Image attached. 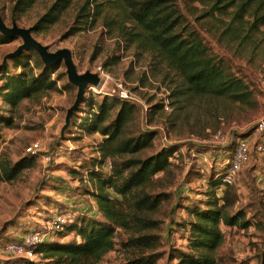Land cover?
<instances>
[{
  "label": "rangeland",
  "instance_id": "obj_1",
  "mask_svg": "<svg viewBox=\"0 0 264 264\" xmlns=\"http://www.w3.org/2000/svg\"><path fill=\"white\" fill-rule=\"evenodd\" d=\"M16 1L0 0V14L7 26L15 22L20 27L33 28L39 23L36 29H31L37 41L48 46L50 51L69 49L77 71L97 73L100 83L95 90L86 87L84 97L63 133L66 111L75 100L77 87L68 81L62 60L54 64V78L59 80L55 89L24 99L15 107L0 98V116L12 120L9 126L0 122V160L13 164L27 155L32 156L26 152L28 146L35 142L40 144L32 167L22 170L14 180L0 181V264H21V259L4 253L3 248L25 232H44L53 215L68 209L78 213L89 210L93 215L99 213L94 207L93 196L85 194L96 188L92 181L90 184L82 181L79 165L84 161L86 165V159L98 156L96 147L104 137L97 132L88 134L80 127L85 117L93 113L89 110V100L97 109L96 105L104 97H117L120 88L130 93L131 102L135 104L134 116L120 138L137 137L145 131L154 133L150 147L132 155L110 157L113 163L130 158L144 159L165 146L178 148L168 170L154 175L153 182L145 188L148 193L167 195L155 211L147 214L158 221L157 228L142 233L159 238L154 252L160 256L155 264H177V259L170 255L187 249L185 224L193 219L190 211L208 199L207 191H214L221 202L225 186L211 190L208 180L212 173L221 172L222 162L230 153L229 144L236 138L248 141L249 154L231 187L236 201L228 212L244 210L252 225L242 230L220 224L224 240L216 256L225 264H259L258 257L264 247V154L256 150L259 137L254 127L264 117L262 34H249L248 31L247 38L241 41L236 38L239 28L224 33L234 8L221 14L211 8L214 0H171L183 15V25L177 30L181 33L185 29L196 31L209 54L222 62L225 71L241 77L253 92L252 99L245 104L225 97L191 99L177 97V92L184 88L183 77L159 55L127 42L116 29L105 24L107 19L103 18V13L95 20L87 18L92 5L88 6L86 0H68V6L57 20L43 28L39 20L55 0H33L24 8L16 6ZM254 7L253 3L245 15L248 22L252 20ZM126 25L130 23L126 22ZM244 27L248 30V24ZM260 29L264 31V26ZM10 37V40L0 42V85L4 81V71L38 73L45 66L33 48L22 50L14 59V56L6 58L22 44L19 36ZM157 103H162L163 109L153 108ZM164 105H168L169 110ZM116 109L112 110V115ZM217 131L226 136L228 144L224 146L212 141L211 137ZM68 146H73L74 150L68 151ZM202 154L209 157L210 164L200 160ZM213 167L217 170L212 171ZM82 208L87 211H81ZM64 235L62 240H57L53 234L54 241L76 240L75 232ZM129 235L117 229L114 249L98 264H120L134 256L136 251L122 245ZM38 258L41 264L47 261L41 254Z\"/></svg>",
  "mask_w": 264,
  "mask_h": 264
},
{
  "label": "trees",
  "instance_id": "obj_2",
  "mask_svg": "<svg viewBox=\"0 0 264 264\" xmlns=\"http://www.w3.org/2000/svg\"><path fill=\"white\" fill-rule=\"evenodd\" d=\"M32 2L17 0L16 6L24 8ZM86 3L92 5V12L88 11L87 18L95 20L103 13V18L107 19L105 24L116 29L127 42L155 52L183 77L184 88L177 92V97H225L240 104L252 99L250 87L238 75L224 70L222 62L209 54L196 31L185 29L181 33L177 30L184 20L171 0H86ZM253 3L252 20L248 22L244 18ZM67 6L68 0H55L39 20L41 27L56 21ZM211 8L221 14H227L230 8H234L224 33L235 32L239 28L236 38L243 41L248 31L249 34L258 32L262 34L260 41L264 42V31L260 29L264 26V0H214ZM126 22L130 25H126ZM38 24L31 29H36ZM245 24H248V30H245ZM10 39V36L0 33L1 43ZM54 68V65H45L38 73L21 71L11 74L4 71V81L0 85L1 100L15 107L24 99L55 89L59 80L54 78ZM88 106L93 113L85 117L80 128L88 134L97 132L104 139L96 147L98 156L86 159L89 166L87 163L85 165V161L81 163L79 172L82 175L86 171L96 188V191L85 194L93 196L99 213L80 212L71 223L55 233L56 239L62 240L65 232H75L76 240L56 243L52 236L38 245L35 251L47 259L44 264H98L107 252L114 249V235L120 229L130 234L122 245L136 251L134 256L120 264H155L160 256L154 252L158 248L159 238L154 234L142 233L157 228L158 221L150 219L147 214L155 211L167 195L148 193L145 188L153 182L154 175L168 170L178 148L175 145L165 146L144 159L130 158L113 163L110 157L132 155L150 147L154 132L145 131L137 137L120 138L126 124L134 116L135 104L131 101L104 97L96 105L97 109L90 100ZM115 107L117 109L112 115ZM153 108L163 109V104L157 103ZM11 121L10 117L0 116V122L8 126ZM106 158L112 162V170L108 174L102 170ZM36 159L35 155H27L13 164L5 159L0 160V181L14 180L22 170L32 167ZM226 168L227 164L222 162L221 172L211 174L208 180L211 190L221 186ZM215 170L213 167L212 171ZM232 185L225 186L221 202L214 191H207L208 199L202 200L197 208L190 211L193 219L185 224L187 249L170 255L177 259V264H225L216 256L224 240L220 224L242 230L252 225L244 210L228 212L236 201ZM111 191L116 195L112 196ZM258 258L259 264H264V247ZM20 261L21 264H41L29 259Z\"/></svg>",
  "mask_w": 264,
  "mask_h": 264
},
{
  "label": "built area",
  "instance_id": "obj_3",
  "mask_svg": "<svg viewBox=\"0 0 264 264\" xmlns=\"http://www.w3.org/2000/svg\"><path fill=\"white\" fill-rule=\"evenodd\" d=\"M101 74L103 72H100ZM97 86V85H96ZM94 85H88V89L95 90ZM117 97L123 100L131 101L130 93L124 88H120L117 92ZM166 110H169L168 105H164ZM146 108L144 107V110ZM254 132L258 134L259 141L256 146V150L264 154V117L259 119L254 127ZM212 141L214 143H220L224 146L228 144V139L222 132L217 131L212 135ZM228 146V145H227ZM230 155L224 163L227 164L226 172L222 177L221 186L232 185L235 179L238 176L242 164L246 161L249 154V144L246 139L236 138L235 141L229 144ZM40 150V144L35 142L27 147L26 152L30 155H36ZM74 150L73 146H68V151ZM175 154V153H174ZM200 160L204 164H210V159L206 154L200 156ZM105 163L103 164L102 170H106L110 173L112 170V162L109 158H106ZM106 172V173H107ZM82 181L86 184H90L89 176L86 171H83L81 175ZM78 215V212L68 209L59 214L53 215L50 217V220L47 221L46 230L44 232L40 231H30L25 232L18 241L6 245L3 250L4 253L9 254L18 259H29L31 261L39 262L38 258L39 253H36L35 249L44 242L45 239L55 235L56 231H60L66 224L71 223L74 220V217Z\"/></svg>",
  "mask_w": 264,
  "mask_h": 264
},
{
  "label": "water",
  "instance_id": "obj_4",
  "mask_svg": "<svg viewBox=\"0 0 264 264\" xmlns=\"http://www.w3.org/2000/svg\"><path fill=\"white\" fill-rule=\"evenodd\" d=\"M0 33L6 36H19L22 40V44L14 52L9 53L6 58L15 56L24 49L33 48L39 54L44 65H54L58 61H63L68 81L77 87L75 100L66 111L65 124L61 131L63 133L70 125L71 115L83 99L86 87L88 85L96 86L100 83L99 75L90 71L79 73L69 49L61 48L56 51H50L48 46L41 44L32 36L31 28L20 27L15 22L9 27L4 23L1 14Z\"/></svg>",
  "mask_w": 264,
  "mask_h": 264
},
{
  "label": "crops",
  "instance_id": "obj_5",
  "mask_svg": "<svg viewBox=\"0 0 264 264\" xmlns=\"http://www.w3.org/2000/svg\"><path fill=\"white\" fill-rule=\"evenodd\" d=\"M86 196H88V195H86ZM94 207H97V206H96V204H95V206H94ZM94 207H93V208H94ZM80 210H81V211H84V210H86V211H87V209H86V208H82V209H80ZM85 213H86V212H85ZM87 213H88V214H91V212H90L89 210H88V212H87Z\"/></svg>",
  "mask_w": 264,
  "mask_h": 264
}]
</instances>
